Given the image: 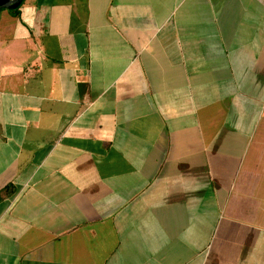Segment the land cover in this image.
<instances>
[{"label":"crops","instance_id":"1","mask_svg":"<svg viewBox=\"0 0 264 264\" xmlns=\"http://www.w3.org/2000/svg\"><path fill=\"white\" fill-rule=\"evenodd\" d=\"M0 264H264V0L0 10Z\"/></svg>","mask_w":264,"mask_h":264},{"label":"water","instance_id":"2","mask_svg":"<svg viewBox=\"0 0 264 264\" xmlns=\"http://www.w3.org/2000/svg\"><path fill=\"white\" fill-rule=\"evenodd\" d=\"M23 0H0V10H14L17 9Z\"/></svg>","mask_w":264,"mask_h":264},{"label":"trees","instance_id":"3","mask_svg":"<svg viewBox=\"0 0 264 264\" xmlns=\"http://www.w3.org/2000/svg\"><path fill=\"white\" fill-rule=\"evenodd\" d=\"M19 7H20V6H19ZM19 7H18V8H19ZM18 8H17V9H14V10H12V12H17Z\"/></svg>","mask_w":264,"mask_h":264}]
</instances>
